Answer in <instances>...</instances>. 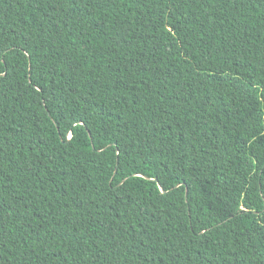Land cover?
<instances>
[{
    "label": "trees",
    "instance_id": "16d2710c",
    "mask_svg": "<svg viewBox=\"0 0 264 264\" xmlns=\"http://www.w3.org/2000/svg\"><path fill=\"white\" fill-rule=\"evenodd\" d=\"M0 264H264V0H0Z\"/></svg>",
    "mask_w": 264,
    "mask_h": 264
}]
</instances>
